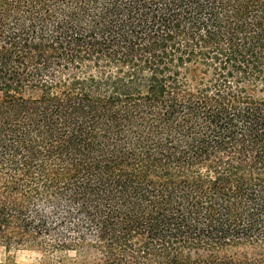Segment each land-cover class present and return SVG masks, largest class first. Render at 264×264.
I'll return each instance as SVG.
<instances>
[{
  "label": "trees",
  "instance_id": "trees-1",
  "mask_svg": "<svg viewBox=\"0 0 264 264\" xmlns=\"http://www.w3.org/2000/svg\"><path fill=\"white\" fill-rule=\"evenodd\" d=\"M0 93L1 244L264 264V0H0Z\"/></svg>",
  "mask_w": 264,
  "mask_h": 264
},
{
  "label": "rangeland",
  "instance_id": "rangeland-1",
  "mask_svg": "<svg viewBox=\"0 0 264 264\" xmlns=\"http://www.w3.org/2000/svg\"><path fill=\"white\" fill-rule=\"evenodd\" d=\"M24 95H37V92L25 91ZM1 96V93H0ZM223 254L241 257H264V243H239L224 247L219 251ZM71 254V253H70ZM42 260L39 251L25 249L15 245L5 246L0 243V263L38 264ZM78 262H92L93 259H76Z\"/></svg>",
  "mask_w": 264,
  "mask_h": 264
}]
</instances>
